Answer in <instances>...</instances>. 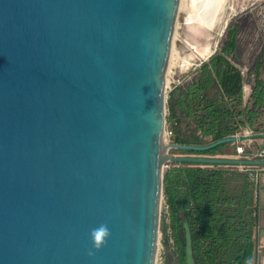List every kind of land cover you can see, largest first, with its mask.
Listing matches in <instances>:
<instances>
[{"label": "water", "instance_id": "water-1", "mask_svg": "<svg viewBox=\"0 0 264 264\" xmlns=\"http://www.w3.org/2000/svg\"><path fill=\"white\" fill-rule=\"evenodd\" d=\"M180 3L0 0V264H156L168 164L264 167L170 155L257 140L264 149V133L167 142ZM100 224L111 235L96 251ZM185 236L195 264L187 223Z\"/></svg>", "mask_w": 264, "mask_h": 264}, {"label": "trees", "instance_id": "trees-1", "mask_svg": "<svg viewBox=\"0 0 264 264\" xmlns=\"http://www.w3.org/2000/svg\"><path fill=\"white\" fill-rule=\"evenodd\" d=\"M242 31L240 23L231 25L219 51L196 70L188 83L171 93L167 122L172 143L207 145L245 133H264V44L245 72L241 64ZM246 85L251 86L247 100ZM228 146L203 153L172 150L170 155H223ZM248 154L244 151L242 156ZM168 165L163 195L169 224L163 231L171 230L179 264H186V223L195 264H254L256 181L251 171L194 163Z\"/></svg>", "mask_w": 264, "mask_h": 264}, {"label": "rangeland", "instance_id": "rangeland-1", "mask_svg": "<svg viewBox=\"0 0 264 264\" xmlns=\"http://www.w3.org/2000/svg\"><path fill=\"white\" fill-rule=\"evenodd\" d=\"M195 8V0H183L182 9H179L171 59L166 75L167 103L171 93L176 88L185 85L193 78L200 63L205 61L215 51H219L226 39L227 31L231 25H235L236 23L242 25L241 64L245 72L252 67L255 57L259 54L260 46L264 44V0H225L220 7L219 13L216 15L212 29H207L198 24ZM226 27L227 29L225 30ZM248 86L249 85H246V89ZM244 96L245 100H247V90L246 93H244ZM168 115L167 108L166 121ZM166 132H171V127L168 122H166ZM170 139L171 138L166 137L168 143H172ZM261 147L262 140L248 141L237 145H229L221 152L223 155L190 156L264 160V149L263 154L259 155ZM239 149H242L243 152H249L248 156L243 157V153H239ZM170 153H173V151ZM168 166L165 170L169 168ZM238 170L243 172L248 170L251 171L253 178L256 181V215L258 217L256 234H258L260 240L258 247V264H264V167H252L249 169L239 167ZM259 172L260 184L258 189L257 174ZM168 224V208L165 199L163 198L161 204L160 233L156 264H179V252L173 239L170 237L171 230L168 228L166 233L163 231L165 225Z\"/></svg>", "mask_w": 264, "mask_h": 264}, {"label": "bare ground", "instance_id": "bare-ground-1", "mask_svg": "<svg viewBox=\"0 0 264 264\" xmlns=\"http://www.w3.org/2000/svg\"><path fill=\"white\" fill-rule=\"evenodd\" d=\"M223 1L225 0H195V14H197L198 24L207 29H212ZM182 5L183 0H181L180 9H182Z\"/></svg>", "mask_w": 264, "mask_h": 264}, {"label": "clouds", "instance_id": "clouds-1", "mask_svg": "<svg viewBox=\"0 0 264 264\" xmlns=\"http://www.w3.org/2000/svg\"><path fill=\"white\" fill-rule=\"evenodd\" d=\"M111 233L106 224H100L98 227L93 228L90 232V238L92 241L93 249L98 251L104 246ZM89 256L94 255L93 251H89ZM251 264V262H249Z\"/></svg>", "mask_w": 264, "mask_h": 264}, {"label": "crops", "instance_id": "crops-1", "mask_svg": "<svg viewBox=\"0 0 264 264\" xmlns=\"http://www.w3.org/2000/svg\"><path fill=\"white\" fill-rule=\"evenodd\" d=\"M262 79L264 80V68H263V71H262ZM246 90H247V95H248V98L250 97L251 95V86L249 85L248 88L246 89V86H245V90H244V93H246ZM258 197V196H257ZM257 216V215H256ZM258 228V217H257V227ZM256 236L258 237V234H256ZM259 237H258V247H259ZM257 254H258V248H257ZM254 264H258V259H257V263L255 262Z\"/></svg>", "mask_w": 264, "mask_h": 264}, {"label": "built area", "instance_id": "built-area-1", "mask_svg": "<svg viewBox=\"0 0 264 264\" xmlns=\"http://www.w3.org/2000/svg\"><path fill=\"white\" fill-rule=\"evenodd\" d=\"M173 136L172 132H166V137L171 138ZM239 153H243L242 149H239Z\"/></svg>", "mask_w": 264, "mask_h": 264}]
</instances>
